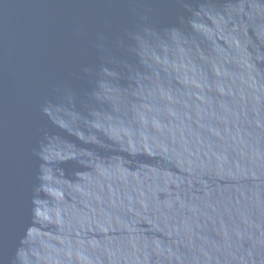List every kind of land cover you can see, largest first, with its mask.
Here are the masks:
<instances>
[{
	"label": "water",
	"instance_id": "water-1",
	"mask_svg": "<svg viewBox=\"0 0 264 264\" xmlns=\"http://www.w3.org/2000/svg\"><path fill=\"white\" fill-rule=\"evenodd\" d=\"M0 264H264V0H0Z\"/></svg>",
	"mask_w": 264,
	"mask_h": 264
}]
</instances>
